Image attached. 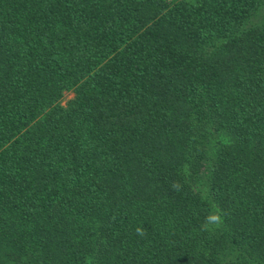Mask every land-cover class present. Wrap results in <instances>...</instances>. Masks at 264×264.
<instances>
[{
  "label": "trees",
  "instance_id": "obj_1",
  "mask_svg": "<svg viewBox=\"0 0 264 264\" xmlns=\"http://www.w3.org/2000/svg\"><path fill=\"white\" fill-rule=\"evenodd\" d=\"M0 264H264V0H0Z\"/></svg>",
  "mask_w": 264,
  "mask_h": 264
},
{
  "label": "clouds",
  "instance_id": "obj_2",
  "mask_svg": "<svg viewBox=\"0 0 264 264\" xmlns=\"http://www.w3.org/2000/svg\"><path fill=\"white\" fill-rule=\"evenodd\" d=\"M176 183L173 184V188L176 189ZM223 223V214L220 211L212 212L205 217L204 223L201 225L203 231H208L210 226L219 227ZM137 234L143 235V229L137 228Z\"/></svg>",
  "mask_w": 264,
  "mask_h": 264
},
{
  "label": "rangeland",
  "instance_id": "obj_3",
  "mask_svg": "<svg viewBox=\"0 0 264 264\" xmlns=\"http://www.w3.org/2000/svg\"><path fill=\"white\" fill-rule=\"evenodd\" d=\"M72 96H73L72 94L69 95V96H67L66 99H65V102H66L67 100H69Z\"/></svg>",
  "mask_w": 264,
  "mask_h": 264
}]
</instances>
